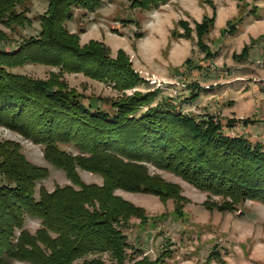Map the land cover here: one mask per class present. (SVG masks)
<instances>
[{"label":"trees","instance_id":"trees-1","mask_svg":"<svg viewBox=\"0 0 264 264\" xmlns=\"http://www.w3.org/2000/svg\"><path fill=\"white\" fill-rule=\"evenodd\" d=\"M25 1L0 0V26L13 29L29 23ZM104 1L48 0L37 35L0 49V127L43 147L44 159L72 184L52 192L40 186L36 198L35 188L48 171L30 163L18 143L0 141V177L5 182L0 186V264H106L84 259L91 254H108L113 261L109 264H124L128 244L123 231L130 228L129 220L140 221L141 227L149 220L115 191L154 195L162 201L183 199L176 185L149 176L147 164L201 192L236 203L264 204V145L225 134L215 117L185 114L166 101L152 107L154 91H135L109 106L110 112L103 111L85 105L80 95L64 87L9 71L41 64L118 90L136 88L140 79L123 52L112 59L101 43L80 48L78 37L65 28L73 9L93 12ZM127 1L150 10L170 0ZM212 22L204 18L195 25L198 42ZM178 25L190 35L185 22ZM7 37L0 29V42ZM60 146H73L75 155ZM79 170L100 176L103 184H85ZM225 207L232 205L227 201ZM179 209L175 207L173 216ZM26 218L38 221L34 234L24 229ZM135 264L154 263L144 257Z\"/></svg>","mask_w":264,"mask_h":264},{"label":"rangeland","instance_id":"rangeland-1","mask_svg":"<svg viewBox=\"0 0 264 264\" xmlns=\"http://www.w3.org/2000/svg\"><path fill=\"white\" fill-rule=\"evenodd\" d=\"M47 5L48 0H26L23 9L28 10L29 23L13 29L0 26L8 36L7 42H0V49H10L23 38L37 35L39 17ZM72 13L64 25L78 37L79 47L101 43L112 59L123 52L140 79L136 88L118 90L83 74L41 64L9 71L64 87L80 95L85 105L108 112L109 106L135 91H154L152 107L166 101L185 114L213 116L225 134L243 137L251 145H264V0H170L150 10L132 7L127 0H106L93 12L73 9ZM204 18L213 22L207 24L209 29L198 42L195 25ZM180 21L187 24L189 36L178 25ZM192 90L195 97L188 103ZM227 123L232 127H226ZM6 140L18 143L30 163L48 171L47 179L35 188L36 198L40 186L52 192L57 186L72 185L63 171L44 159L43 147L0 127V141ZM60 148L76 153L73 146ZM144 167L149 176L176 185L183 199L162 201L154 195L115 191L141 208L149 220L142 227L140 221L129 220L130 228L123 231L128 244L124 264H135L144 257L154 264H264L263 203L231 202L201 192L153 165ZM78 175L85 184H103L98 175L80 170ZM3 183L0 177V186ZM227 201L231 208L225 207ZM176 206L179 215L173 216ZM38 228V221L25 219L26 231L34 234ZM84 259L113 263L108 254Z\"/></svg>","mask_w":264,"mask_h":264}]
</instances>
